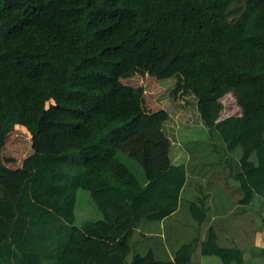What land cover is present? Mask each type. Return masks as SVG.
Here are the masks:
<instances>
[{
  "label": "trees",
  "instance_id": "16d2710c",
  "mask_svg": "<svg viewBox=\"0 0 264 264\" xmlns=\"http://www.w3.org/2000/svg\"><path fill=\"white\" fill-rule=\"evenodd\" d=\"M164 47L182 92L200 95L198 137L218 135L237 160L241 204L264 201V0H0V152L18 131L32 141L19 168L0 157V264H191L200 246L243 264L214 229L174 261L149 250L127 262L138 225L176 213L187 184L172 149L150 179L145 90L122 82L138 65L151 72ZM230 94L240 114L215 123ZM189 210L205 220L199 203Z\"/></svg>",
  "mask_w": 264,
  "mask_h": 264
},
{
  "label": "crops",
  "instance_id": "0c3cea01",
  "mask_svg": "<svg viewBox=\"0 0 264 264\" xmlns=\"http://www.w3.org/2000/svg\"><path fill=\"white\" fill-rule=\"evenodd\" d=\"M197 104L199 105L198 101ZM218 104L219 117L215 123L224 119L221 118V101ZM203 123L202 121L201 124ZM142 132L141 130L140 136ZM149 135L150 154L147 157L146 169L150 179H153L170 166L169 153L172 146L169 148L167 144L164 148L159 143V140L167 139L161 131ZM215 139L214 146L213 140L209 139L210 143L207 145L212 147H207V152L200 151L193 162L186 163L187 184L182 191L178 211L158 222L159 225L150 222L152 225L147 226L148 230L139 229L141 222L134 233L143 237L146 251L154 252L160 260L174 261L175 253L181 245L195 238H199L202 244L208 240L210 229H214L217 244L225 249L238 248L242 252L243 264H264V201L259 195H255L249 204H241L243 194L236 179L238 166L233 158L225 154L221 139V153L215 151ZM185 201L182 213V203ZM192 202L204 207L206 217L201 224L197 223L190 213L189 206ZM191 264L224 263L218 257L204 255L200 246L193 254Z\"/></svg>",
  "mask_w": 264,
  "mask_h": 264
},
{
  "label": "rangeland",
  "instance_id": "374dc122",
  "mask_svg": "<svg viewBox=\"0 0 264 264\" xmlns=\"http://www.w3.org/2000/svg\"><path fill=\"white\" fill-rule=\"evenodd\" d=\"M180 70L181 64L172 63L171 54L164 47L163 56L156 59L151 72L144 66L138 65L122 78V82L129 86L143 87L145 90L143 97L144 115L139 122L140 129L143 131L141 133L142 142H149V134H157L161 131L168 139L169 148L172 146V157L174 159L176 157L178 161L184 160L187 163L193 162L200 151L207 152V147L212 146L207 145L210 141L201 140L198 137L203 125L201 124L203 117L197 104V101H200V96L198 94L188 95L182 92L183 82L181 74L179 75ZM221 104L223 107L221 118L225 119L240 114V107L235 95L224 97ZM54 113H56L55 110ZM214 115L218 116V113H214ZM56 117H60V114H57ZM185 125L187 126L185 127ZM214 138H216L217 144L215 143L213 148L221 153L219 151V149H222V144L219 141L220 137L214 135ZM212 142L214 146V140ZM223 150L225 152V149ZM31 151V139L24 132L18 131L16 135H11L7 146L0 152V157L5 164L18 168L22 160ZM185 205L186 201L182 203V213ZM148 225L152 224L147 220H143L139 229L142 231L144 229L148 230ZM143 240L142 236L136 234V232L134 233L130 240L131 254L127 257L128 263L131 262L135 252L143 255L147 252Z\"/></svg>",
  "mask_w": 264,
  "mask_h": 264
}]
</instances>
